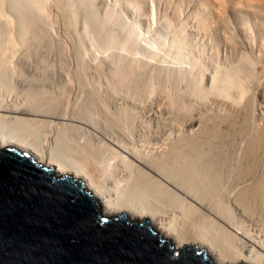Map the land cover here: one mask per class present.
Segmentation results:
<instances>
[{
  "label": "bare ground",
  "instance_id": "obj_1",
  "mask_svg": "<svg viewBox=\"0 0 264 264\" xmlns=\"http://www.w3.org/2000/svg\"><path fill=\"white\" fill-rule=\"evenodd\" d=\"M3 1L0 0V18H1V20H0V79H1V76H3L4 68H8V66L10 68V65H12L11 62L13 61L14 57H16V55L18 54L17 52H19L21 50L20 52L22 53V49L24 51H27V50H29V48H30V50L28 52L33 50L32 48H34V49L36 48L35 50H33L34 53L38 52L37 49L39 51H41L40 48H38V46H40L43 43L40 44L41 41L39 42V40L40 39L43 40L42 38H44V34L46 35V33L42 29V26H40V24H38L39 22H38V19L36 18L37 16H34L35 15L34 13H31L29 15L27 12V10L29 11V9H30L31 11L32 10L35 11L37 13L36 15H39V14L42 15L41 14L42 9L38 5L39 2L37 0L36 1L35 0H25L26 6H27L26 12L22 8L24 10V11H22V14L20 13L21 15L20 14L16 15V18L19 17L18 18L19 20L17 19V21H19V22L15 21L16 20L15 17H12L13 19H15L14 21L18 25H20L19 27H18V25H16L17 26L16 28H14L15 25H12L13 20L10 17H8V15L6 14L7 12L4 13L2 10ZM20 1H22V0H20ZM20 1H19V3H21ZM59 1L58 2L56 1L57 4H56V2H55V4L60 9V7H62L63 2H62V4H60ZM66 2H68V1L66 0L65 3ZM67 4H70V3H67ZM23 6H25V5H23ZM63 6H64V4H63ZM54 8H56V7H54ZM62 9H60V10H62ZM55 10H57V9H55ZM68 10H69V8H68ZM63 11H65V9L60 11V12L62 13ZM66 11H67V9H66ZM64 13H63V15L61 14L62 17L65 16ZM12 15L14 16V14H12ZM12 15H10V16H12ZM11 25L13 26V28L15 30H13ZM41 25H43V24H41ZM223 32L225 35V38L222 41L223 46H224L223 47V50H224L223 55L224 56L222 57V55H221L220 58L221 59L223 58L225 61L231 62L230 59H233L234 57L235 58L239 57L238 55H243V54L248 53L255 60L254 67H256L255 68L256 71L255 72L252 71L253 73L250 72L252 74H249L248 73L249 71H248L247 72L249 74L248 75L247 73H245L246 70H236L237 69L236 66L235 67H231V66L229 67L228 66L229 64L223 65V63H225L224 61L221 62L220 65L217 64V67L215 66L216 68L214 69V71L210 72V74H208L205 77V80H203V81H205L206 86L203 85V86L199 87V85L197 84L195 87L193 86V88L190 90L189 95L186 94L192 99L197 100L199 98V100H200V98L202 99L204 96L203 91L208 92V94L210 95V100H211V102H209V103L212 105L211 107H213L215 112H213V114L207 113L208 115H204L205 117L204 116L202 117L201 114L200 115H192V114L189 115L192 112H190V113L188 112L187 114L185 113V117H184L181 115L182 113H184V111H181L182 113L179 112L181 114L178 113V111H179L178 109H180V108L176 109L177 113H175V111H174V113H175V116H174V114L172 112H173L174 107H177V106H172V105L177 104L178 102L173 103V104L170 102L172 104V105L170 104L172 107H170V106L169 107H170V109L173 108L172 111L170 110V112L172 113L174 118L177 117V119L178 118H180V119H179V123L177 121L178 126L176 125L175 121L173 123H171L172 121L170 122L172 124V126L170 124H168L169 123L168 121H166V122H168L167 126L169 127V125H170L171 128L170 127L169 128L173 129L176 132L174 134L176 136H175L173 141L171 140L173 137L169 138L170 141H167V139H168L167 137L171 136V134L168 133L170 135H168L167 137H165L162 134V136H163L162 138L163 139L165 138V139L162 140L160 142V144H156L157 142L155 143V141H154L153 144L154 143L156 144V148L159 149V151L158 150L156 151V149L154 147L155 145L150 143V140L148 142H149V145L152 144V146H151L152 148L150 146H148V144H147L148 147H145L143 149L141 148L142 145H140L141 149L140 148H134L133 147L134 145L131 144L132 142L131 143L127 142L128 140H131L132 138L130 137L131 139H129V138L127 139L128 135H126V132H125V135H126L127 141H125L126 140L125 138H124L125 140L123 139V141H125V142H123L121 140L122 139L121 136H120L121 139H119L120 138L119 136H118L119 138L118 137H109L106 134H105L106 137L101 135L103 137L102 141L99 140L101 143L99 141H96L97 143H99V146H97L98 145L97 143L95 144L96 146H94V144L92 143L94 141L91 142L88 139L85 140L82 138L83 142L78 140L81 143L78 142L77 140H75L74 141L75 144L73 142H71V143H73L72 145L67 144L66 150L68 149L70 151V153L67 152V154L64 152V150L62 151L61 149L57 148L58 147L57 143H55L57 147L56 146L54 147V144L53 145L49 144L48 141H50V140L43 137V136H46L45 135L46 132L43 135L39 131V127H42V125L40 126V124H43L44 122H45L44 124H46L45 127H48L47 126L48 119H46V118H50L49 123H51V121H53V122L56 121V123L58 125L59 124L62 125V126L60 125L61 127H63V126L65 127L69 124V127L67 129H70L71 131H72V129H75V127H76L75 126L76 124H74L73 126L71 125L72 129L70 128V122L72 123V121H73V123H74V121H77L78 119L76 118L77 119L76 120L74 118L76 115L72 118L74 113L72 115H70L69 117H67L66 113H67V110H69V109L66 107L67 106L66 103H65L66 106L64 105L65 99L67 102V99H68L67 96L68 95L63 92L64 91L63 88L66 87L67 85L63 86V88H62L63 91H61L63 94H66L67 98L64 97L65 95L63 96V94L61 96L58 95V96H60V98L64 97V101L61 99L63 102L61 100H59V97L57 95H56V97L54 96L55 98H58V100H57L58 102L61 101V104L63 103L62 105H64L66 107L65 109H67V110H63V106L60 105V103H59L60 108L62 107V109H60V110H63V112L59 110L58 105L55 107L52 105V103L54 102L53 98L50 97L51 98L50 99L48 97V99H46L47 95L46 96L44 95L45 90L42 92V90L40 91V89H39L38 91H40V92H36V91L34 92L30 88L31 93L24 96L26 98H25V100H23L21 102H14L13 101L12 103H10L11 100H9V102H6V101H3L2 99H0V146H14V147L19 148L20 150L28 151L36 159L37 162H41V163H43V165H46L48 167H53L54 171L58 175L67 174V175H71L73 178L79 179L83 183L84 187L87 190H89L90 193L94 197L100 199L101 201H103L106 204L109 215L110 214L114 215V214L124 213L125 215H128L129 217H131L133 219H135V218L147 219L148 225H151V224L155 225L157 227V229H159V232L163 233L162 234L163 237H166V238L170 237L169 239H171V241H172V243L176 249H179L181 247H187V246H190L192 244H198L196 246H198V248H205L207 253L210 254L211 257L212 256L214 257V258L213 257L212 258L215 260V262H217V263L219 262L218 264H240V263H243V264H264V242H263L264 239L261 240L262 238H259L260 234H257L254 232L252 233L250 230H248L249 227L247 229H245L244 226H242L244 224L241 225L242 218L244 217V218H247L251 222L254 221L255 224H257V226L260 225V226H262V228H264V112H262L261 110H260L261 113L259 112V109H264V40H263L264 36H263V33L258 34L260 36L261 40L259 39L258 40L259 42H255L254 41L255 38L253 36L248 38L249 41L247 39L240 40L239 39L240 37L239 38H237L238 36L235 37V35H233L232 32L228 31L229 32L228 33L227 30L226 31L223 30ZM252 35H254V34L252 33ZM259 36H258V38H259ZM37 40L39 42L38 44H40V45L37 44ZM216 47H217V45H216ZM178 48H180V46ZM214 49H215L214 51H216V54L214 55L213 58L215 59V57H216V59L219 60L220 58L218 55V48H215V46H214ZM31 54H33V53L31 52ZM190 57H191V54H190ZM190 61H192V60H190ZM193 61H195V60H193ZM194 66H195V64H194ZM202 67H203V65H202ZM48 68H50V67H48ZM81 68H82V66H81ZM81 68L79 69V71H81ZM199 68H200V66H199ZM234 68H236V69H234ZM232 69H233V71H232ZM238 69H240V68H238ZM48 70H50V69H48ZM84 70H83L82 74H84ZM88 70H91V69H88ZM208 70H207V72H208ZM234 70H236V71H234ZM123 71H125V70H123ZM199 71H200V69H199ZM5 72H7V71H5ZM100 73H101V71H100ZM105 73L106 72H104V76H105ZM190 73H191V71H190ZM201 74H203V73H201ZM68 75H69V73H68ZM70 75H71V73H70ZM77 75L81 76V72H80V74H77ZM123 75L120 74L121 77ZM77 77L79 78V76H77ZM113 77H114V75H113ZM203 77H204V75H203ZM80 78H79V80H80ZM117 78H119V76ZM124 78H125L124 79V83H125V81L127 79H126V77H124ZM70 79H72V78H70V76H69V80ZM102 79H104V78H102ZM195 79H196V75H195ZM98 80H100V79H98ZM115 80H113V81L115 82ZM111 81H110V83L113 82V81L112 82ZM117 81H118V79H117ZM131 81H130V83H131ZM192 81H194L193 78H192ZM197 81H199V79ZM97 82H100V81H97ZM107 82H108V80H107ZM67 83H64V84H67ZM201 83H203V82H201ZM109 84H107V85H109ZM115 84H116V82H115ZM128 84L129 83H127V85ZM143 85L144 84H142L141 86H143ZM4 86H5V84H4ZM111 86H112V84H111ZM120 86H121V83H120ZM156 86H154V87H156ZM188 86H190V85H188ZM67 87H66V89H67V91H69V89ZM114 87H116V86L114 85ZM128 87H130V85L127 86V88ZM146 87H148V86H146ZM190 87H192V86H190ZM58 88H59V86H58ZM98 88H99V86H98ZM116 88H118V87H116ZM116 88H115V90H116ZM131 88L132 87H130V89ZM149 88H150V92H151L152 87H149ZM109 89H111V88H109ZM136 89H137V86H136ZM142 89L144 91V88H142ZM159 89H157V90H159ZM188 89H190V88H188ZM59 90H61V89H59ZM96 90H98V89H96ZM96 90H93V94H94V92H95V94H97L98 92L99 93L102 92V90H101V92H100V90L98 92ZM119 90H117V91H119ZM67 91L65 90V92H67ZM130 91H133V89ZM145 91H148V88H147V90L145 89ZM59 92L57 91V93H59ZM106 92L107 91L105 90V92L103 93V96L101 95L103 98H104ZM110 92H111L110 94H108L109 92H107L106 94H108L109 97H110V95H112L110 97V99L109 98L108 99L111 100V98H112V100L114 102L115 98H113L112 90ZM121 92H122L121 94H124L123 93L124 91H121ZM125 92L128 95L127 90ZM133 93H135V91H133ZM157 93H158V91L156 92V94ZM146 94H148V92ZM150 94H148V95H150ZM180 94L181 93L179 92V95ZM208 94H206V96ZM141 95H143V94H141ZM48 96H49V94H48ZM50 96H52V94ZM95 96H97V98L99 97L100 100H97V101L98 102L101 101V102H99V104L101 103L102 107L104 104L103 102H105V104H107L106 106L104 105L105 107H111L115 103V102L112 103V100H111L110 101L111 106H108L109 105V103L107 102L108 100L104 101L105 98L103 99L101 96H99V94L95 95ZM95 96H93V97L90 96V97L94 98ZM151 96H153V95L151 94ZM174 96H176V94ZM174 96H172V98ZM114 97H116V96H114ZM121 97H122V95H121ZM133 97L136 98L135 96H133ZM138 97H137V99H138ZM154 97H155V95H154ZM154 97L152 98L153 100L156 98V97L155 98ZM158 97H160V96H158ZM158 97H157V99H158ZM242 97H244L243 100H242ZM101 98L103 99V102H102ZM122 98H121V100H122ZM142 98L144 100V96ZM166 98L170 99L171 97L166 96ZM180 98H181V95H180ZM208 98H209V96H208ZM106 99H107V97H106ZM160 99H162V97ZM16 100L17 99H15V101ZM115 100H117V99H115ZM170 100H172V99H170ZM175 100H176V97H175L174 101ZM180 100H176V101H180ZM206 100H208V99H206ZM57 101L55 99V102H56L55 104H57ZM150 101H151V99H150ZM161 101H165V100L163 99ZM161 101H159V102H161ZM153 102H155V101H153ZM163 103H165V102H163ZM68 104H69V102H68ZM139 104H141L140 100H139ZM122 105H124V104H122ZM142 105H144V104H142ZM148 105H150V103ZM158 105L160 108V103H158ZM158 105H156V106L158 107ZM168 105L165 106V104H164L165 108L168 107ZM180 105L181 104L179 102V106ZM182 105H181V107H182ZM154 106L152 104V107H154ZM57 107H58V110H56ZM120 107H121V105H120ZM150 107H151V105H150ZM162 107L163 106H161L160 109H162V111H163ZM184 107H185V105H184ZM190 107H191V105H190ZM144 108H146V105L144 106ZM195 108H196V104H195ZM70 109H72V107ZM118 109L119 108L116 109L117 112L121 111L123 114L124 113L126 114V116L124 115V118H121V120L124 121V119H125V121H124L125 123L130 122V121H126V119L130 116L131 111L129 113L128 108L125 111H122L121 109H120V111H118ZM87 110H88V108H87ZM166 110H167V112H169L168 108ZM185 110H188V109H185ZM205 110L209 111V109H207V108ZM256 110H258V113H260L259 115L256 113L257 112ZM75 111L77 112L78 110H75ZM81 111H82V108H81ZM81 111H80V113L79 112H77V113H79V115H81V113H82ZM106 111H107V109H106ZM142 111H143V109H142ZM145 111L147 113L148 110H145ZM112 112H108V114H110V113L111 114H110V116L108 114H106L107 117H112L113 116ZM117 112H115V113H117ZM140 112H141V110H140ZM150 112H151V110H150ZM155 112H157V110ZM159 112H161V110H159ZM185 112H187V111H185ZM153 113H154V111H153ZM138 114H140V113L138 112ZM155 114L157 115V113H155ZM161 114H163V112H161ZM193 114H195V113H193ZM148 115H151V114H148ZM164 115H165V111H164ZM179 115L181 117H178ZM187 115H189V116H187ZM255 115H258V116L256 117ZM116 116H115V118L113 116V118L116 120L109 118L110 120H112L111 122H113L114 124L116 123L115 126L117 125V122L118 123L123 122V121L120 122V120L118 119V118H120L118 116H122V115L118 114V116H117L118 118ZM146 116H147V114H146ZM152 116H153V114H152ZM157 116L159 117L160 115H157ZM171 116L169 115L170 118H171ZM80 117L81 116H79L78 118H80ZM125 117H127V118H125ZM135 117H138V116H134V118ZM164 117H166V116H164ZM43 118H45V119H43ZM84 118L85 117H83V119ZM149 118L152 119L153 117L152 118L149 117ZM159 118L162 121L163 118L162 117H159ZM80 120H81V118H80ZM110 120H109V123H111ZM117 120H119V121H117ZM132 120H133V118H132ZM84 121H85V119H84ZM161 121H159V122L157 121L158 122L157 124L161 123ZM162 122H163V124H161V125L163 127V130L166 131V129H167V131H168V128H166L167 126H164V125H166L165 121L163 120ZM78 124L80 125V123L77 122V125ZM86 124H88V123H86ZM114 124H112L111 127L114 126ZM157 124H155V125H157ZM51 125H52V123H51ZM51 125L49 124V126H51ZM118 125H119V128L125 127V128H121V129H125V131L131 130V129H129L131 127V126L129 127V123H128V127H129L128 129L126 128L127 124H123V126L120 124H118ZM118 125H117V127H118ZM124 125H126V126H124ZM54 126L52 125L51 126L52 128H50V130H52ZM115 126L112 128H115ZM45 127L44 126L42 127L43 131L46 129ZM108 127H110V126H108ZM160 127L157 129H159L161 131L160 132V134H161L162 129ZM164 127L166 129H164ZM112 128H110V129H112ZM149 128H151V127H149ZM57 129L59 130V128H57ZM65 129H66V127H65ZM65 129H64V131H65ZM117 129H115V130H117ZM121 129H119L120 130L119 132H121V134H123L124 132L121 131ZM154 129H151V130H154ZM157 129H155V130H157ZM40 130H41V128H40ZM128 131H127V134L129 133ZM150 131H148V133ZM171 131L169 130L168 132H171ZM88 132H89V130H88ZM110 132H111V130H110ZM114 132L112 131V133H113L112 136H114L115 134H116V136L118 134L120 135V133H118V131L115 134H114ZM57 133L58 132H56V134ZM59 133L61 135L62 132H59ZM64 133H62L61 137H63L65 135ZM66 133H68V132H66ZM104 133H106V132H104ZM158 133H156V135ZM164 133H166V132H164ZM47 134H50V132H48ZM68 134H70V133H68ZM107 134H110V133H107ZM144 134H145V132H144ZM165 135H167V134H165ZM41 136L43 138H40ZM52 136L54 137L55 135L53 134V135H51V137ZM151 136L154 137L155 134H153V135L151 134ZM61 137H59V138H61ZM123 137H125V136H123ZM145 137H146V135L144 136V138L141 136V139L145 140ZM64 138H66V137H64ZM148 138H150V137H148ZM52 139H54V138H52ZM63 139H61V140L63 141ZM151 139H153V138L151 137ZM157 139H161V137L157 138ZM87 140L90 141L91 143L86 142ZM139 140L137 139L136 141H139ZM142 140H140L141 143H144V142H142ZM128 143H130L132 146H129L130 144L128 145ZM137 143H140V142H137ZM60 145H61V143H60ZM143 145L145 146V144H143ZM60 147H62V145ZM136 147H138V146H136ZM62 149H64V148H62ZM155 154H158V156L157 155L154 156ZM225 182H227V185L225 184V186L226 187L228 186V188H229V189H227V191H229L228 194H231L229 197L228 204L226 203L228 205V206L226 205L227 208L226 207H224V208L219 207L217 202L220 203V205H222L221 202H219V201L215 202L216 200H214L215 197H217V199H218V196H215V195H218L217 187L219 186L218 188L220 189V193H219V195H220L221 191H223L222 188H225V186L222 187ZM224 190H226V188ZM224 193H227V192L224 191ZM220 197L222 198L221 195L219 196V199H221ZM222 199H221V201H222ZM227 200L225 199L226 202H227ZM223 205H224V203H223ZM221 208H223V209H221ZM180 218L182 219V221H180ZM177 219H179L178 222H177ZM236 220L240 221V223L237 222ZM206 221H208L209 224H211L213 227L215 226L216 229L219 230V232L217 233L215 231L216 232L215 233L213 231L214 232V234H213V232H211L212 230H210L208 228L211 225H209V224L207 225ZM204 222H205V224H204ZM249 229H251V228H249ZM259 229H260V227H259ZM259 229H258V232H259ZM189 243H192V244H189Z\"/></svg>",
  "mask_w": 264,
  "mask_h": 264
},
{
  "label": "rangeland",
  "instance_id": "obj_2",
  "mask_svg": "<svg viewBox=\"0 0 264 264\" xmlns=\"http://www.w3.org/2000/svg\"><path fill=\"white\" fill-rule=\"evenodd\" d=\"M19 1L20 0H4L3 4H2V10L4 13L7 12L6 14L8 15V17H10L13 20L12 25H15L14 28H16L17 27L16 25H18L16 22H19V21H17V19L19 17L17 16L18 18H16V15L17 14L19 15L20 13L22 14V11L25 10V12H26V10H27L25 0L20 1L21 3H19ZM37 1L40 3L39 4L37 2L38 5L42 9V13H41L42 15H40L39 13H38L39 15H36L37 13L33 10L31 11L29 8H28L29 11L27 10V12L29 15L31 13H34L35 14L34 16H37L36 18L38 19V22H39L38 24H40V26H42V29L46 33L47 36L44 34V38H42L43 40L38 39L39 42L41 41L40 44L43 43L41 45L38 44L39 42L37 40V44L40 45V46H38V48H40L41 51H39L37 49L38 52L34 53L33 50H35L36 48L34 49L32 47L31 48L33 50H31L30 52H28L30 50V48L27 51H24L22 49L23 54L20 52L21 50L19 52H17L18 54L16 55V57H14L13 61L11 62L12 65H10V68H9V66H8V68H4V70H3L4 73L2 72L3 76H1V79H0V99H2L3 101H6V102H9V100H11L10 103H12L13 101L14 102H21V101L25 100L26 97H24V96L31 93V89L34 92L35 91L40 92L41 90L43 92L45 90L44 91L45 94L44 93L43 94L45 96L47 95L46 99H48V97L53 98L54 102L52 103V105L54 107L58 105L59 110H60V109H62V107L60 108V105L63 104V103L61 104V101L62 100L64 101V97H66V94H67L68 95L67 97L69 100L67 99V102H66V99H65L64 105L66 103L67 106L66 105L65 106L70 111L65 109L66 107L64 105H62V106H63V110H67V113L64 111L67 114V117H69L73 113L74 114H73L72 118L75 115L76 116L78 115L77 117L76 116L74 117L75 119L76 118L78 119V120L76 119L77 121H74V123H73V121H72V123L70 122V128L71 129H72V126L74 124H76L75 125L76 127L74 126L75 129H72V131H71L70 129H67L69 127V124L67 126H65L66 127V129H65L64 126H63L64 128L61 127L62 126L61 124L58 125L56 123V121H54V122L51 121L53 126L54 125L55 126L57 125V126L53 127L54 130L53 129L50 130V128H52L51 123H49L50 118H46V119H48L47 126L49 128L45 127L46 126V124H44L45 122L43 123L44 125L40 124V126L42 125V127L44 126L46 128V129L44 128L45 129L44 131H43L42 127H39V131L41 132V134L44 135L46 132V134H45L46 136H43V135L42 136L45 137L46 139L50 140V141H48V143L51 145L54 144V147L56 146L55 143H57L58 147L57 146L56 147L61 149L62 151L64 150V152L66 154H67V152L70 153V151L68 149H67L68 151L66 150L67 144L68 145H72L73 143L75 144V142H74L75 140L82 141V138H83L85 140L88 139L91 142L94 141L92 143L94 144V146H96L95 145L97 143L96 141H99V140L102 141V138H103L102 136L106 137L105 134L108 135L109 137H118V136L120 137L121 136L122 139H121V137L120 138L118 137V138L121 139L122 141L124 138L126 139V135H128L127 139L128 138L129 139L132 138V139L128 140V141H127V139L126 140L124 139V140L127 142H130V143L132 142L131 144L134 145L133 146L134 148H140V145H142L141 146L142 149L145 147H148V146L151 147L154 141H155V143L157 142L156 144H160V142L165 139V138L164 139L162 138L163 137L162 134L165 137H167L168 135L171 134V136L167 137L168 138L167 141H170L169 138H172V137L173 138L171 140L173 141L175 136H176V135H174L176 132L173 129H170L171 128L170 125L172 126L171 123H173L175 121L176 125L178 126L177 121L179 123V119H180V118L177 119V117L174 118L175 113H177L176 109L180 108V109H178L179 110L178 113L181 111H184V113L181 112L182 114L179 113L184 117H185V113L187 114L188 112L189 113L192 112L189 115H191V114L192 115H200L201 114L202 117L204 115H208L210 113L213 114V112H215L213 107H211L212 105L209 103V102H211V100H210V95L208 94V92L203 91L204 96L202 99L200 98V100H199V98L197 100L192 99L188 95L190 94L189 92L193 88V86L195 87L197 84L199 85V87L203 86V85L206 86L205 81H203V80H205V77L208 74H210V72L214 71V69L217 67V64L220 65L221 62L224 61L225 63H223V65L229 64L228 65L229 67L230 66L231 67L236 66L237 69L236 68H234V69L246 70V72L244 71L245 73H247L249 71L248 73L252 74L253 72L256 71V69H255L256 67H254L255 60L248 53L243 54V55H238L239 57H236V58L234 57L233 59H230L231 62L225 61L223 58L222 59L220 58L221 55H222V57L224 56L223 55V52H224L223 47L224 46H223L222 41L224 40L225 35H224L223 30L224 31L227 30V32L228 31L232 32L233 35H235V37H237V36H238L237 38L240 37L239 38L240 40H243V39L248 40V38L253 36L255 38L254 41L259 42L258 40L259 39L261 40V38L258 34L263 33V36H264V12H263L264 11V0H67L68 2H66V3H65L66 0H60V1L59 0H55V1L54 0H37ZM56 1L57 2L59 1L60 4H62V2H63L65 7L62 4V7H60V9L63 8L62 10L65 9V11H63L62 13L60 12L62 10H60L58 8V6L56 5L57 4ZM55 2H56V4H55ZM67 3H70V4H67ZM23 5H25V6H23ZM54 7H56V8H54ZM68 8H69V10H68ZM55 9H57L58 11ZM66 9H67V11H66ZM11 13L14 14V16ZM63 13L65 14L66 17L65 16L62 17ZM10 15H12V16H10ZM12 17H15L16 20L13 19ZM0 20H1V18H0ZM41 24H43V25H41ZM19 26L20 25H18V27ZM12 28H13V26H12ZM14 28H13V30H15ZM252 33L255 36L252 35ZM258 36H259V38H258ZM263 40H264V38H263ZM216 45H217V47H216ZM179 46H180V48H178ZM214 46H215V48H218V55H219V58L221 60L220 59L217 60L216 57H215V59L213 58L214 55L216 54V51H214L215 50ZM31 52L33 54H31ZM190 54H191V57H190ZM190 60H192V61H190ZM193 60H195V61H193ZM194 64H195V66H194ZM202 65H203V67H202ZM81 66H82V68H81ZM199 66H200V68H199ZM48 67H50V68H48ZM80 68H81V71H79ZM238 68H240V69H238ZM48 69H50V70H48ZM88 69H91V70H88ZM199 69H200V71H199ZM83 70H84L85 75L82 74ZM123 70H125V71H123ZM207 70H208V72H207ZM236 70H234V71H236ZM5 71H7V72H5ZM100 71H101V73H100ZM190 71H191V73H190ZM232 71H233V69H232ZM80 72H81V76L77 75V74H80ZM104 72H106L105 76H104ZM200 72L203 74H201ZM250 72H252V73H250ZM68 73H69V75H68ZM70 73H71V75H70ZM112 74L114 75V77ZM120 74L121 75L124 74V75L121 77ZM76 75L79 76V78L81 77L80 78L81 81L79 80V78ZM117 75L119 76V78H117L118 77ZM195 75H196V79H195ZM203 75H204V77H203ZM69 76L72 79L69 80ZM124 77H126V79H127L126 80L127 82L125 81V83H124V79H125ZM102 78H104V79H102ZM192 78L194 81H192ZM98 79H100V80H98ZM117 79H118V81H117ZM198 79H199V81H197ZM107 80L109 83L111 80L112 81L115 80L117 85L115 84L114 81L113 82L111 81L112 83L109 84L107 82ZM97 81H100V82H97ZM130 81H131V83H130ZM201 82H203L204 84ZM64 83H67V84H64ZM120 83H121V86H120ZM127 83H129V84L127 85ZM4 84H5V86H4ZM107 84H109V85H107ZM111 84H112V86H111ZM142 84H144V85L141 86ZM65 85L68 86V87L67 86L66 87L69 89V91H67L66 87L63 88V86H65ZM114 85L118 88L114 87ZM129 85H130V87H132L131 89H130V87H128L129 89L127 88V86H129ZM188 85H190L192 87H190ZM58 86H59V88H58ZM98 86H99V88H98ZM136 86H137V89H136ZM144 86L145 87L148 86V87L145 88ZM154 86H156V87H154ZM94 87L98 90H96ZM149 87H152L151 92H150ZM62 88L64 89V91ZM109 88H111V89H109ZM115 88H116V90H115ZM124 88L125 89L127 88L126 90H127L128 95L126 94V92H125L126 90ZM142 88H144V91ZM147 88H148V91H145V89L147 90ZM188 88H190V89H188ZM39 89H40V91H38ZM59 89H61V90H59ZM104 89L107 92H109L108 94H110L111 93L110 91L112 90L113 98L117 99V100L114 99V102H115L114 103L112 98H111L112 103H114L113 105L115 107L113 105L111 106V103H110L111 100H109V99L112 95H110V97H109L108 94H106L107 92L105 93V96H104L105 100L104 101L108 100L107 101L109 103L108 106H111V107H105L107 104H105V102H103L104 98L102 97L103 93L105 92ZM132 89H133V91H135V93H133V91H130ZM157 89H159V90H157ZM65 90L67 92H65ZM93 90H96L97 92L99 90L101 92V90H102L101 93L98 92L97 94H95V92H94V94L95 95L99 94V96L102 95L101 97L103 99L102 98L101 99H102V102L104 103V104L102 103L103 107H102L101 103L99 104V102H101V101H99V102L97 101L100 99H99V97L97 98V96H95L93 94ZM117 90H119V91H117ZM57 91L58 92L63 91L66 94H63L62 92L57 93ZM121 91H124L123 92L124 94H121L122 93ZM155 91L156 92L158 91V93L156 94ZM145 92L146 93L148 92V94L151 93L153 96H151V94L148 95ZM179 92L181 93L180 94L181 98H180ZM138 93L140 95L141 94H143V95L140 96ZM48 94H49V96H48ZM51 94L53 97L50 96ZM62 94H63V96L64 95L65 96L60 98V96ZM175 94H176V96H174ZM186 94H188V95H186ZM206 94H208V95L206 96ZM56 95L57 96L60 95V96H58L59 100L62 99L60 102L57 101L58 98H55ZM121 95L123 98L121 97ZM154 95L156 98L154 97ZM171 95L174 97L172 98ZM90 96L91 97L95 96L97 99L95 97L91 98ZM114 96H116V97H114ZM133 96H135L136 98H134ZM143 96H144V100L142 98ZM158 96H160V97H158ZM166 96L171 97L170 99H172V100H170L169 98H166ZM208 96H209V98H208ZM106 97H107V99H106ZM137 97H138V99H137ZM153 97L156 100L155 99L153 100L152 99ZM157 97L159 100L157 99ZM161 97H162V99H160ZM175 97H176V100H180V99L181 100L180 101H176V100L174 101ZM121 98L123 101L121 100ZM243 98L244 97H242V100H243ZM15 99H17V100L15 101ZM55 99L57 101V104H55L56 103ZM150 99H151V101H150ZM163 99L165 101H161ZM206 99H208V100H206ZM139 100H140L141 104H139ZM153 101H155V102H153ZM159 101H161V102H159ZM68 102H69V104H68ZM148 102L150 103L151 107H150V105H148L149 104ZM163 102H165V103H163ZM170 102L172 104L177 103V102L178 103L172 105ZM179 102L181 105L183 104L182 107H181V105L179 106ZM59 103H60V105H59ZM158 103H160V108H161V106H163L162 107L163 111H162V109L159 108ZM122 104H124V105H122ZM142 104H144V105H142ZM152 104H153V106L158 105V107L157 106L152 107ZM164 104H165V106L168 105V107L165 108ZM170 104L172 106H177V107H174L175 110L172 108L173 109L172 113L174 114V116L170 112V110L172 111V109H170V107H172ZM195 104H196V108H195ZM120 105H121V107H120ZM145 105H146V108H144ZM184 105H185V107H184ZM190 105H191V107H190ZM70 106L72 107V109H70L71 108ZM58 107L56 108V110H58ZM126 107L129 109V113H130V111H131V113H130V116L127 114L130 118L125 117L128 119V120L126 119V121H130V122L125 123L124 122L125 119L123 121V120H121V118H124V115L126 116V114L125 113L123 114L120 111V109L122 111H125L127 109ZM183 107L185 109H188V110H185ZM205 107L207 109H209V111L205 110L206 109ZM81 108H82V111H81ZM87 108H88V110H87ZM117 108H119L118 111H120V112L116 111ZM167 108H168L169 112H167V110H166ZM106 109H107V111H106ZM142 109H143V111H142ZM63 110H60V111L63 112ZM75 110H78L77 112H79V113L81 111L82 112L81 115H79V113H77ZM140 110H141V112H140ZM145 110H148L147 113ZM150 110H151V112H150ZM156 110H157V112H155ZM159 110H161V112H163V114H161V112H159ZM260 110L262 112H264L263 111L264 109H259V112L261 113ZM153 111H154V113H153ZM164 111H165V115H164ZM174 111H175V113H174ZM185 111H187V112H185ZM256 111H257L256 113L259 115L260 113H258V110H256ZM108 112H112L114 118L116 115L118 116V114L122 115V116H118L120 118H118L117 116L116 117L120 120V122L123 121L124 122V123L122 122L123 124H127V127H126L127 129L131 126L129 128V129H131L130 131H128L126 129L130 134L129 133L127 134V131H125V129H121V128H125V127L119 128L118 124L123 126L122 123L117 122L118 127H117V125L115 126L116 123L114 124L113 122H111L112 120H110L111 118L114 119L113 116L111 115L112 117H107L106 114H108ZM115 112H117V113H115ZM138 112L141 115L138 114ZM155 113H157V115H160L159 117L163 118L162 121L164 120L166 123V125H164V126H167V123L169 122L168 124H170L169 125L170 128L168 126L166 128H168V131L172 130L173 132L172 131L168 132L165 127H164V129H166V131L163 130V127L161 125V124H163V122ZM193 113H195V114H193ZM110 114H108V115L110 116ZM146 114H147V116H146ZM148 114H151V115H148ZM152 114H153V116H152ZM169 115L170 116L172 115L173 117L171 116V118H170ZM189 115H187V116H189ZM258 115H255V116L257 117ZM79 116H81L80 117L81 120H80V118H78ZM134 116H138V117H135L136 118L135 119ZM164 116H166V117H164ZM83 117H85L84 118L85 121L87 120L86 122L84 121ZM131 117L133 118V120ZM149 117H151V118L153 117V118L150 119ZM178 117H181V116L179 115ZM43 119H45V118H43ZM109 120L112 124H114L115 128H112L114 126L111 127L112 124L109 123ZM114 120H116V119H114ZM119 120H117V121H119ZM157 121L158 122L161 121V123H159L160 125L157 124L158 123ZM166 121H168V122H166ZM77 122L80 123V125L79 124L77 125ZM86 123H88V124H86ZM128 123H129V127H128ZM49 124L51 126H49ZM146 124L151 128H149ZM155 124H157V125H155ZM108 126H110V127H108ZM124 126H126V125H124ZM159 127L162 129L161 134H160L161 131L159 129H157ZM40 128H41V130H40ZM57 128H59V130ZM110 128H112V129H110ZM148 128L150 130L154 129V128L157 130L154 129V130L150 131ZM64 129H65V131H64ZM115 129H117V130H115ZM119 129H121V131H123L124 133L121 134V132H119L120 131ZM88 130L90 133L88 132ZM110 130H111V132H110ZM55 131L58 133L59 132H62V133L65 132L64 134L66 136L64 135L63 137H61L62 133H61V135H60V133L59 134L57 133L58 134L57 135ZM112 131L113 132L115 131L114 134L117 133V131H118V133H120V135L118 134L116 136V134H115L114 136H112L113 135ZM148 131H150L149 132L150 134L148 133ZM48 132H50V134H47ZM66 132H68L70 134H68ZM104 132H106V133H104ZM125 132H126V135H125ZM144 132H145V134H144ZM164 132H166V133H164ZM107 133H110V134H107ZM156 133H158L157 135L159 137L156 135ZM168 133H170V134H168ZM53 134L55 136L51 137V135H53ZM151 134L152 135L155 134L156 137L155 136L154 137L156 139L153 136H151ZM165 134H167V135H165ZM122 135L125 137H123ZM145 135L147 138L145 137V140H142L141 136L144 138ZM42 136L40 138H43ZM59 137H61V138H59ZM64 137H66V138H64ZM148 137H150V138H148ZM151 137L153 139H151ZM160 137H161V139H157ZM52 138H54V139H52ZM61 139H63V141ZM137 139L142 140V142H144V143H141L140 140L136 141ZM88 140L86 142L91 143ZM149 140H150V143H152L150 145L148 142ZM80 141H78V142H80ZM125 141H123V142H125ZM59 142L61 143L62 147H60L61 145ZM71 142H73V143H71ZM137 142H140L141 144L137 143ZM130 143H128V145ZM155 143L153 145H155L154 147H155L156 151L157 150L159 151V149L156 148ZM97 144H98L97 146H99V143H97ZM131 144L129 146H132ZM143 144H145V146ZM147 144H148V146H147ZM136 146H138V147H136ZM62 148H64V149H62ZM156 155L158 156V154H155L154 156H156ZM225 184L227 185V182H225L222 187H224ZM218 187H217L218 192L216 191L218 193V195H215V196H218V199H217V197H215L214 200H216L215 202H217V201L221 202L222 205L224 203V205L222 206V205H220V203L217 202L219 207H223V208L226 207L227 208V206H228L227 204L229 202V197L231 195V194H228L229 191H227V189H229V188H228V186L227 187L225 186L226 190H224L225 188L221 187L223 189V191H221L220 195L222 196V198L224 197L226 200L228 199L226 202L224 198L222 199L220 197L222 199V201H221V199H219L220 189ZM224 191H226L227 193H224ZM223 208H221V209H223ZM243 218H242L241 225L244 224L242 226H244L245 229H247L248 227L251 228V229L248 228V230H250L252 233L254 232V233L260 234L259 238H262L261 240H263L264 239V234H263L264 228H262V226H260V225L257 226V224H255L254 221L251 222L247 218H244V219ZM178 221H179V219H177V222ZM180 221H182L181 218H180ZM206 222L208 225L209 222L208 221H206ZM237 222L240 223V221H237ZM204 224H205V222H204ZM151 225L156 232H158L160 235L163 234V233L159 232V229H157V227L155 225H153V224H151ZM209 225H211V224H209ZM212 227H213L212 225L208 227L210 230H212L211 232H213V231L214 232L216 231L217 233L219 232V230H217L215 226H214L215 228L214 227L212 228ZM259 227H260V229H259ZM257 228L259 229V232H258ZM214 232H213V234H214ZM189 244H192V243H189ZM192 245H198V244H192ZM210 258H211V256H210Z\"/></svg>",
  "mask_w": 264,
  "mask_h": 264
},
{
  "label": "water",
  "instance_id": "obj_3",
  "mask_svg": "<svg viewBox=\"0 0 264 264\" xmlns=\"http://www.w3.org/2000/svg\"><path fill=\"white\" fill-rule=\"evenodd\" d=\"M0 264L218 263L205 248L176 249L147 219L109 215L79 179L0 146Z\"/></svg>",
  "mask_w": 264,
  "mask_h": 264
}]
</instances>
